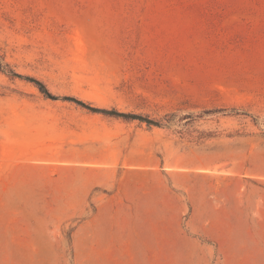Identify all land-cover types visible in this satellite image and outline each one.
Masks as SVG:
<instances>
[{
	"label": "rangeland",
	"instance_id": "obj_1",
	"mask_svg": "<svg viewBox=\"0 0 264 264\" xmlns=\"http://www.w3.org/2000/svg\"><path fill=\"white\" fill-rule=\"evenodd\" d=\"M0 60V264H264V0H0Z\"/></svg>",
	"mask_w": 264,
	"mask_h": 264
},
{
	"label": "crops",
	"instance_id": "obj_2",
	"mask_svg": "<svg viewBox=\"0 0 264 264\" xmlns=\"http://www.w3.org/2000/svg\"><path fill=\"white\" fill-rule=\"evenodd\" d=\"M262 181L264 183V179H262ZM255 198V203H253L255 211L254 214L248 215V225L252 227H257L256 229L253 228V230L256 232H264V187L263 193L255 195Z\"/></svg>",
	"mask_w": 264,
	"mask_h": 264
},
{
	"label": "trees",
	"instance_id": "obj_3",
	"mask_svg": "<svg viewBox=\"0 0 264 264\" xmlns=\"http://www.w3.org/2000/svg\"><path fill=\"white\" fill-rule=\"evenodd\" d=\"M0 68H1V69L4 68V67H3V63L1 62V60H0ZM5 69H7V68H5ZM7 71H8V72H13V73H15L13 70H11V69H9V68L7 69ZM39 88L41 89L42 92L47 93V90H46L45 88H43V86H39Z\"/></svg>",
	"mask_w": 264,
	"mask_h": 264
}]
</instances>
